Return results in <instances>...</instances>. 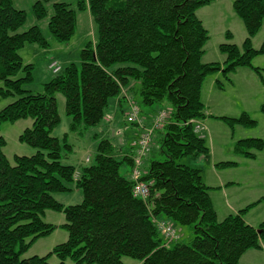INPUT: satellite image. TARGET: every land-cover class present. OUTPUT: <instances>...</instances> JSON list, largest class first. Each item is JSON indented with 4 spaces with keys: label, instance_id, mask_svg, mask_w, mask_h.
Here are the masks:
<instances>
[{
    "label": "trees",
    "instance_id": "trees-1",
    "mask_svg": "<svg viewBox=\"0 0 264 264\" xmlns=\"http://www.w3.org/2000/svg\"><path fill=\"white\" fill-rule=\"evenodd\" d=\"M50 1L33 3L37 21L46 17ZM211 2L76 0L73 8L70 3H52L47 30L53 40L66 43L72 38L77 12H88L96 38L81 49L78 63H58L55 72L49 69L51 78L42 84L41 92L33 93L24 85L33 81L34 66L24 64L19 51L26 45L47 49L49 42L36 25L20 31L25 12L15 9L12 0H0V98H14L0 110V126L30 118L31 127L18 141L35 149L31 156L15 155L9 161L0 136V264H50L51 256L58 264L67 260L73 264H123L124 257L141 264H239L245 252L264 249V221L257 228L244 221L251 205L217 220L209 196L212 188L202 182L200 170L176 163L185 156L208 153L205 139L194 129L195 122L210 117L201 102L204 79L219 74L229 81L236 68L259 74L260 69L251 62L264 55V43L257 50L251 46L264 21V0H233L232 10L246 32L241 50L227 42L231 39L227 31L226 42L218 46L225 56L223 64L203 63L208 35L196 11ZM49 59L48 65L53 62ZM216 85L221 88L220 82ZM57 94L64 98L68 130L77 134L100 125L113 102L124 116L136 108L146 128L153 120L144 123L143 108L168 111L152 137L164 159L150 161L139 179L148 186L145 200L133 195L131 149L118 155V147L116 151L106 136L99 141L93 162L76 177L74 166L61 163L72 147L67 134L61 140L51 135L60 123ZM259 111L264 115V96ZM216 119L231 129L256 125L245 112ZM263 148L262 139H239L232 152L255 159ZM124 165L129 167L125 176L120 174ZM214 166L223 169L237 164L219 162ZM72 182L81 190L82 201L65 206L53 194L70 191ZM47 210L63 214L65 222L59 227L66 231L67 240L44 256L23 258L37 239L55 229L41 220ZM153 219L190 227L191 242L164 245Z\"/></svg>",
    "mask_w": 264,
    "mask_h": 264
},
{
    "label": "rangeland",
    "instance_id": "rangeland-1",
    "mask_svg": "<svg viewBox=\"0 0 264 264\" xmlns=\"http://www.w3.org/2000/svg\"><path fill=\"white\" fill-rule=\"evenodd\" d=\"M36 1L12 0L13 7L24 11L26 14V21L20 31H25L29 27L36 25L39 27L43 37L49 42L47 49H40L35 45H26L19 51L23 63H30L34 66L32 71L33 81L24 85L26 90L33 93L41 92L42 84L47 82L52 76L47 67L49 58H52L53 61H58L57 63L60 65L78 63L81 49L87 42H93L96 38V29L88 12L76 11L77 23L74 35L66 43H57L47 30L48 18L52 14L51 5L54 2H65L70 3L72 5L71 8H73L76 0H51L46 5L47 15L41 21H37L34 18L31 9ZM232 2L233 0H212L210 4L198 8L196 11V16L202 22L208 35V40L203 46L201 58L203 63L215 62L223 64L225 56L218 51V46L226 42L224 35L227 31L231 33V39L227 42L235 44L241 50L246 32L243 24L232 10ZM263 43L264 21L260 30L251 39V46L257 50ZM251 63L254 67L260 69L259 74L248 68H236L235 71L229 74V81L224 80L219 74L209 75L204 79L201 89V102L204 112L210 117L207 118L209 121L205 122L206 129L202 131L208 149V153L202 156V159H205V157L207 159L203 162H196L195 156H185L177 160L176 163L189 167L195 166L194 168L200 170L202 182L203 179L210 184H217L218 179L223 182L228 180L237 182L238 186L227 189L225 192L219 190V186L210 187L212 189H210L209 195L213 199L212 203L217 214V220L222 221L227 216L234 214V211L237 213L245 209L246 206L251 205L244 215V221L248 225L250 224L252 227L257 228L264 221V148L256 153L255 159H245L232 152V145L236 140L259 138L264 141V115L259 111V105L263 101L264 96V55L256 56ZM53 68L55 69V66ZM216 81L220 82V89L217 88ZM0 87H2L1 82ZM13 100L14 98H0V110ZM56 107L60 123L52 131L51 135L61 140L63 135L67 134V142L71 145L72 151L62 157L61 163L74 166L76 170L75 177L82 167L93 162L96 147L103 136H106L114 143L116 151L118 147V155H122L126 149H130L132 142H134L133 140L136 138V126L126 121V116L121 113L119 108L115 107L114 102L107 109L101 124L94 128L91 127L82 134L69 132L70 118L65 115L64 98L60 94L56 95ZM242 112L247 113L256 122L254 127L244 128L235 125L231 129L216 119L218 117L235 118ZM152 113L154 111L143 108L142 115L147 117L151 115V119L152 115H154ZM144 120L147 125L149 122L146 119ZM31 124L32 120L30 118L20 119L14 123L4 122L1 124L0 136L5 141L2 152L9 161H12L15 155L31 156L35 153V149L18 141L19 135L26 128H30ZM94 134H96V138H94ZM229 143H232V145L229 146ZM226 152L230 153L227 155L229 159H226ZM163 159L164 157L159 154L158 144L152 145L149 156L143 158V164L139 169L146 171L150 161H162ZM210 159L216 163L234 162L237 166L217 169L215 173L210 168ZM128 173L129 167L126 165L120 168V174L125 176ZM69 186L70 191L54 193L53 197L65 206L80 204L82 201L81 190L75 186V182L70 183ZM41 220L46 224L55 226V229L49 236L37 239L22 254L23 258L44 256L53 247L67 240L66 231L59 227L65 222L62 213L47 210L41 215ZM178 230L179 243L189 244L193 238L191 228L183 226L178 227ZM159 235L162 236V233L159 232ZM256 252L261 253L262 251ZM244 254L242 255L243 258H240L239 264H264L262 253L256 259H252L255 254H252L250 250ZM122 262L123 264H141L139 261L128 257L122 258ZM49 263L58 264V259L55 256H51ZM65 264L73 263L71 260H67Z\"/></svg>",
    "mask_w": 264,
    "mask_h": 264
},
{
    "label": "built area",
    "instance_id": "built-area-1",
    "mask_svg": "<svg viewBox=\"0 0 264 264\" xmlns=\"http://www.w3.org/2000/svg\"><path fill=\"white\" fill-rule=\"evenodd\" d=\"M54 66L55 69L53 68ZM51 67L53 68L54 72L57 71L59 68L55 62L51 64ZM137 116V109L132 107L127 117V121L138 122ZM166 117L167 113L165 111L158 112L154 117L151 126L149 128L144 129V131L139 137V140L137 141V153L134 158V169L132 171V179L136 181V184L133 188V194L137 198L145 199L148 195L147 185L141 182H137V179L140 175L139 167L141 165L143 157L146 156V154L150 150V143L153 132L162 126ZM156 224L158 230L163 234V237L165 238L167 243L174 241L177 238L176 231L174 230L171 224L165 221H157Z\"/></svg>",
    "mask_w": 264,
    "mask_h": 264
},
{
    "label": "crops",
    "instance_id": "crops-1",
    "mask_svg": "<svg viewBox=\"0 0 264 264\" xmlns=\"http://www.w3.org/2000/svg\"><path fill=\"white\" fill-rule=\"evenodd\" d=\"M207 115V114H206ZM146 115H144V117H145ZM207 118H209L208 116L204 119V120H202V121H200V127H201V130L203 131V130H205L206 129V125H205V122L206 121H209ZM146 121H150L151 119H150V116L149 117H147L146 116ZM144 123L146 124V122H145V120H144ZM138 132H139V130L137 129V133H135V135L137 136V134H138ZM202 136L204 137V134L202 133ZM206 140V139H205ZM133 141H135V139L133 140ZM133 143V142H132ZM232 145V143H229V146H231ZM228 154H230L229 152H226L225 153V155H226V159H229L228 157L229 156H227ZM203 157L202 156H200V157H197L196 158V162H203L204 160H206L207 159V157H205V159H202ZM211 160V162H210V168L213 170V172H217V169L218 168H216L214 165L216 164V162H214L212 159H210ZM195 167V166H194ZM219 170V169H218ZM218 179V178H217ZM203 182H204V184L206 185V186H209V187H215V186H219V188H217V189H219V190H222L223 192H225V191H227V189L229 190V189H232L233 187H236V186H238L237 185V182H235L234 180H228L227 182H223L221 179H218V182H217V184H210V183H208V182H206L205 181V179H203ZM214 192H216V191H214ZM210 196V200H211V202L213 201V199H212V197H211V195H209ZM212 205H213V203H212ZM213 208H214V206H213ZM215 210V209H214ZM216 212V211H215ZM236 211H234V213H235ZM217 215V214H216ZM248 224V223H247ZM250 225V224H249ZM250 226H252V225H250ZM256 251H262L261 253H262V257H263V260H264V249L262 248V249H260V250H250V252L253 254H255V255H253L252 257V259H256L257 257H258V255L260 254L261 255V253L260 252H256ZM249 252V251H248ZM251 254V255H252ZM244 256H245V254H244ZM260 257V256H259ZM242 258H243V256H242ZM241 260V259H240ZM240 263V262H239Z\"/></svg>",
    "mask_w": 264,
    "mask_h": 264
}]
</instances>
